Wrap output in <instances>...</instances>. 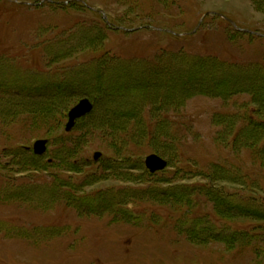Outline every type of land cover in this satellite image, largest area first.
I'll return each instance as SVG.
<instances>
[{"label":"rangeland","instance_id":"obj_1","mask_svg":"<svg viewBox=\"0 0 264 264\" xmlns=\"http://www.w3.org/2000/svg\"><path fill=\"white\" fill-rule=\"evenodd\" d=\"M262 123L264 0H0V264H264Z\"/></svg>","mask_w":264,"mask_h":264},{"label":"water","instance_id":"obj_2","mask_svg":"<svg viewBox=\"0 0 264 264\" xmlns=\"http://www.w3.org/2000/svg\"><path fill=\"white\" fill-rule=\"evenodd\" d=\"M94 105L89 98L81 99L68 111V121L65 125V131L70 132L76 125V121L89 114ZM47 139H38L33 144V152L37 155H44L47 151ZM102 153L97 151L94 154V159L98 160ZM145 167L150 173H156L164 170L168 162L158 154H149L144 160Z\"/></svg>","mask_w":264,"mask_h":264},{"label":"trees","instance_id":"obj_3","mask_svg":"<svg viewBox=\"0 0 264 264\" xmlns=\"http://www.w3.org/2000/svg\"><path fill=\"white\" fill-rule=\"evenodd\" d=\"M263 128H264V123H262V124H254V127H252L251 128V130H252V132H253V136L255 135V137L253 138V142L254 143H258V142H260L259 141V136H258V133H260L262 130H263ZM159 134V133H158ZM154 136V135H153ZM251 138H252V136H251ZM250 138V139H251ZM222 196V195H221ZM222 198H228V199H230L231 198V196H222ZM233 198V197H232ZM231 198V199H232ZM230 202H231V200H229ZM232 203H234L235 204V207H237V208H239V207H241V204H239V202H238V200H236V201H233ZM238 212H240V211H238ZM257 212V211H256ZM256 212H253L254 214H256ZM259 216H261V215H259ZM237 233V232H236ZM243 236H245V237H253V236H250V235H246V234H243ZM262 247H264V245L262 246Z\"/></svg>","mask_w":264,"mask_h":264}]
</instances>
